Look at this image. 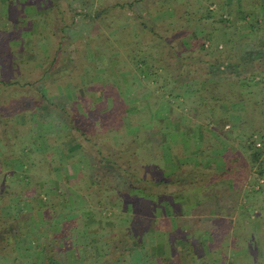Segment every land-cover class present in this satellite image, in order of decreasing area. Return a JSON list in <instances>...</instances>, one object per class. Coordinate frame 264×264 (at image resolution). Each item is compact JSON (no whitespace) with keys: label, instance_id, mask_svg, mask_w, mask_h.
Listing matches in <instances>:
<instances>
[{"label":"rangeland","instance_id":"obj_1","mask_svg":"<svg viewBox=\"0 0 264 264\" xmlns=\"http://www.w3.org/2000/svg\"><path fill=\"white\" fill-rule=\"evenodd\" d=\"M135 1L0 0V264L42 247L61 258L66 245L71 264L263 263L264 178L242 148L255 133L246 108L234 103L228 136L194 117L211 93L222 110L238 95L264 105V75L252 76L264 68V21L253 29L249 15L258 0L117 6ZM22 210L31 221L17 224Z\"/></svg>","mask_w":264,"mask_h":264},{"label":"trees","instance_id":"obj_2","mask_svg":"<svg viewBox=\"0 0 264 264\" xmlns=\"http://www.w3.org/2000/svg\"><path fill=\"white\" fill-rule=\"evenodd\" d=\"M141 1H143V0H137V1H135V2H132V3H126V4H118L117 6H119V7H122V8H125V7H130V8H134L135 7V3H137V2H141ZM4 3H6V4H8L6 1H4ZM9 5V4H8ZM257 6H251V7H249V8H255V7H257L258 9H259V12H260V14H249L250 16H252V18H253V23H251V28H256V26H255V24L256 25H259V26H261L262 25V21H264V0H258V3L256 4ZM260 7V8H259ZM4 12L5 11H7V9L5 8L4 10H3ZM239 12H241L242 14H243V11L242 10H240ZM172 13H173V11H172ZM244 16V15H243ZM244 18H245V16H244ZM263 20H262V19ZM253 32V31H252ZM192 38H194V35H193V37ZM187 40H189L190 42H191V39L188 37L187 38ZM192 43V42H191ZM202 47L204 48V45H202ZM215 49H217L218 50V47H216ZM220 49H222V48H220ZM264 61V60H263ZM143 63H145V61L143 60L142 61ZM246 63V62H245ZM219 66V65H218ZM219 67H217V69H218ZM49 70H51V69H48V72L47 73H45V75H44V77H46V76H48V74H49ZM152 73H153V71H152ZM155 73H157V72H155ZM154 73V74H155ZM244 75V74H243ZM246 75H248V72H246ZM258 76V77H261V79L263 80V77L261 76V75H264V68H261V69H259V71H257L256 73H253L252 74V76ZM241 76V75H240ZM210 79V78H209ZM45 84H47V81H45ZM210 93V92H209ZM239 93H241V92H239ZM234 94V93H233ZM211 101H210V103H211V106L209 107V109H207V110H205V111H197L195 114H194V117L197 119V120H200V121H202V123L203 124H205V125H207V124H214L215 125V132H218L219 134H227V136H228V134L229 133H225L224 132V130H225V128L227 127V126H230L231 128H232V131H234V129H236L238 126V124H236V122H234L232 119H233V117H234V103H242L243 104V106H245V108H246V112H245V114L247 115V117H246V126H248L249 128H251L252 130H254L255 131V133L253 134V135H251L250 136V138H249V140L250 141H248V144H246V145H244V146H242V148L243 149H246L247 150V152L250 154V156H249V158H250V162H251V165L249 164L248 165V167H249V169L251 170L252 169V167L253 166H258V175L260 176V178H264V150H262V149H259V148H256V145H255V139H254V136L255 135H257V137L259 138V139H261V140H264V133H262L261 131L263 130L264 131V126H259V125H257V124H255L253 121H252V118H255V119H259V118H262V117H264V105L262 106V103H259L258 101L257 102H255V104L254 105H251L250 106V104H249V101H251V103H252V100H253V98L251 99V100H247L245 97H243L244 95H238V98H236L237 100H235V101H226V100H222V102H225L226 103V106H224V108H223V110L221 109V108H219V105H220V102H221V99H219L218 98V96H215V93H211ZM103 96V95H102ZM137 96H138V94H137ZM136 96V97H137ZM179 96V95H178ZM209 96V95H208ZM240 96V97H239ZM129 103V102H128ZM130 104H131V102L128 104L129 106H130ZM19 109V108H18ZM221 109V110H220ZM211 110V111H210ZM257 111H259V115H258V113H257ZM143 112H147V113H142L141 115H138V118H137V120H138V123L145 117V118H147V117H149V116H151V113L150 112H148V109L146 110V111H143ZM173 111H172V109H171V111H170V113H172ZM254 113V114H253ZM206 114H209V115H206ZM148 115V116H147ZM206 115V116H205ZM124 116H127L126 114L124 115ZM124 116H122V118L120 119V117L118 118L117 116V118L118 119H120L119 120V122H121V125L124 123V127H127V124H125V119H124ZM152 117L154 118V120L156 121V128H157V130L156 131H159V130H161L162 129V127L163 126H165L163 123H161L159 120V118L155 115V114H153L152 115ZM160 124H159V123ZM138 123H137V125H135L134 127L135 128H137V126H138ZM119 124V123H118ZM131 124V123H130ZM242 124H243V126H245L244 124H245V122L243 121L242 122ZM214 125H212V126H214ZM245 126V127H246ZM136 132V130L135 131H133V133L132 134H134ZM159 140H161L160 142V144H161V146L163 147L165 144H166V142H165V137H161V133H160V135H159V137H157ZM21 142H23L22 144H21V146H24V138L22 139V138H20V143ZM36 144H38V143H36ZM13 145L11 144V147H12ZM30 146H32L33 147V145H30ZM27 147H28V145H27ZM29 148V147H28ZM27 149V148H26ZM32 149V148H31ZM24 150V149H23ZM12 151V150H11ZM11 153H14V154H16V152H11ZM32 156V152L31 151H28L27 153L25 152V153H23V157H24V159H27L29 156ZM15 156H18V154L17 155H12L11 156V159L12 158H14ZM22 157V158H23ZM18 158V157H17ZM156 159H157V155H156V157H155ZM16 159V158H15ZM161 161V160H160ZM162 163V164H161ZM160 163V165L158 166V171H164V169H165V167H163V165H164V162L162 161ZM166 164H167V162H166ZM21 168L23 167V163H20V165H19ZM167 166V165H166ZM243 168V167H242ZM244 170L245 171H247L246 170V168L244 167ZM244 171V172H245ZM170 175H173V173L172 174H170ZM170 177H172V176H170ZM19 182V184L22 186L23 185V182H24V180H20V181H18ZM92 187L95 189V191H96V193H97V198L100 200V201H102V199H103V194H102V187L100 186L101 185V183H100V181L99 180H97V179H95V177H93L92 178ZM166 182L167 181H165V180H161L160 182H153L155 185H157V186H160V184L161 185H164V186H166ZM264 182V181H263ZM262 186V185H261ZM35 189V192H36V195H35V197L37 196V198L39 197V198H41L40 196H41V194H43V193H45V189H41V188H38L37 189V186L34 188ZM259 191L258 192H260V190H262V189H258ZM34 191H32V189H31V191H29V193H33ZM82 192H84V193H86V190H83ZM28 193V194H29ZM25 194L26 195H28L27 194V192H25ZM153 196H154V194H152ZM23 198L24 197H21V200H23ZM130 198H131V196H130ZM133 198V197H132ZM155 198L157 199V200H159V202H161V200L162 201H164V200H166V199H168L169 198V196L167 195V194H165V192H159L157 195H155ZM52 198H50V200H51ZM32 200H34V196L32 197ZM214 201V200H213ZM67 202V201H66ZM150 202H152V201H150ZM199 202H200V204H201V199H199ZM46 203H50V201H47ZM220 203V202H219ZM219 203L218 202H216V204H214L213 206H211L210 207V210L208 211V212H211V213H213V208L214 209H216V211L217 212H219L220 211V206H219ZM204 204H206V203H202L201 205H196L194 208H195V211L200 207V206H203ZM99 205H102L100 202H99ZM110 205H111V203H110ZM208 205V204H207ZM114 206V205H113ZM175 206H177L178 207V209L179 208H181V205H179L178 203L177 204H175ZM54 208V207H53ZM200 210V209H199ZM198 211V210H197ZM22 217H21V219H18V220H16V219H14V221L15 222H17V224H18V222H24L27 218V220H26V222H30L31 220V218H29V217H32L31 216V214L28 212V213H25L23 210H22ZM231 215V214H230ZM231 217H232V215H231ZM62 242H64V241H61L60 243H62ZM70 242V241H69ZM244 244L246 243V241H242ZM11 245V244H10ZM62 246V245H61ZM67 246V245H66ZM66 246L65 247H62L61 248V250H56V251H58L59 253H61L63 256L61 257V258H59V257H57V256H53V257H49L48 255H47V258L48 259H44L43 257H42V255L44 254L43 253V251L42 250H44L43 249V247H42V249L40 250V252H39V254H40V257L38 256L37 258V260H35V259H33V260H31L29 263H27V264H45L46 263V261L47 260H49V259H51V262H50V264H71L70 262H69V259H68V257H66ZM77 246V245H76ZM77 247H79V246H77ZM81 247V246H80ZM79 247V248H80ZM74 248H76V247H74ZM54 253V252H53ZM46 254H47V252H46ZM79 260V264H85L84 262H83V258H80V259H78ZM37 261V262H36ZM85 261H87L86 259H85ZM262 262L263 263H261L260 261H257V263L256 264H264V260H262Z\"/></svg>","mask_w":264,"mask_h":264},{"label":"built area","instance_id":"obj_3","mask_svg":"<svg viewBox=\"0 0 264 264\" xmlns=\"http://www.w3.org/2000/svg\"><path fill=\"white\" fill-rule=\"evenodd\" d=\"M254 139L256 148L264 150V140L259 139L257 135L254 136Z\"/></svg>","mask_w":264,"mask_h":264},{"label":"crops","instance_id":"obj_4","mask_svg":"<svg viewBox=\"0 0 264 264\" xmlns=\"http://www.w3.org/2000/svg\"><path fill=\"white\" fill-rule=\"evenodd\" d=\"M198 143V142H197Z\"/></svg>","mask_w":264,"mask_h":264}]
</instances>
